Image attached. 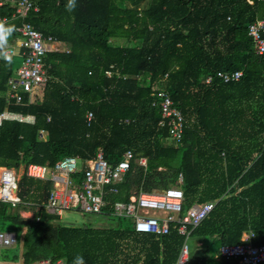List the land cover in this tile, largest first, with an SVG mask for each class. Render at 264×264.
Listing matches in <instances>:
<instances>
[{
    "label": "trees",
    "instance_id": "trees-1",
    "mask_svg": "<svg viewBox=\"0 0 264 264\" xmlns=\"http://www.w3.org/2000/svg\"><path fill=\"white\" fill-rule=\"evenodd\" d=\"M29 22L69 52L52 53L46 63L52 80L41 102L8 105L12 63L0 60V113L35 117L34 125L0 127V169L20 177L13 207L0 202V224H10L18 245L1 261L38 264H176L185 238L139 234L127 222L113 228L55 224L58 217L21 211L46 203L51 183L30 179V165L55 167L65 157L93 159L99 149L117 165L127 151L135 162L109 196L128 202L140 192L165 191L183 176L184 212L216 202L211 215L191 229L189 264H209L213 249L264 244V55H257L249 26L264 16L262 0H34ZM13 10L0 8V17ZM21 22L0 31L11 42ZM242 72L225 84L218 72ZM107 72H111L109 77ZM167 76L166 80H163ZM213 76L210 84L206 79ZM165 90L185 118L184 138L175 146L160 128L157 93ZM88 113L94 114L91 124ZM45 132V139L40 133ZM147 160V167L138 161ZM39 217V221L37 220ZM109 220H112L108 218ZM126 221V220H125ZM238 260L221 258V264Z\"/></svg>",
    "mask_w": 264,
    "mask_h": 264
},
{
    "label": "built area",
    "instance_id": "built-area-1",
    "mask_svg": "<svg viewBox=\"0 0 264 264\" xmlns=\"http://www.w3.org/2000/svg\"><path fill=\"white\" fill-rule=\"evenodd\" d=\"M264 2V0H262ZM9 7L13 10L10 17H0V31L9 23L21 22L16 27L11 42L5 43L0 35V60L9 61L21 57L23 63L16 73L8 80V91L5 98L10 106L24 104V95L30 103L41 102L45 89L52 80L46 59L52 53H68V48L54 37H46L36 30L29 18L32 13H38L39 7L34 0H0V8ZM249 36L253 41V48L257 55H264V16L249 26ZM109 77L111 72H107ZM242 72H218L225 84L239 82ZM213 76L206 79V83L213 81ZM167 76L163 79L166 80ZM157 105L161 109L162 120L160 128L168 127L169 141L178 146L182 143L185 131V118L175 106L170 94L165 90L157 93ZM94 119L93 113H88L89 124ZM5 122H18L34 125L33 116H24L8 109L0 113V127ZM45 139V132L40 133ZM135 154L127 151L117 165L110 164L105 159L102 149H99L93 159L82 161L77 157H65L55 167L30 165L24 169V174L44 183H51L52 189L48 194L46 203L31 205L36 217L40 208L53 217L61 218L66 212H79L83 215L103 216L114 221L126 220L131 228L139 234L169 235L172 229L178 231L185 238L180 257L176 264H189L191 229L199 227L214 211L216 202L196 204L184 212L185 194L182 189L183 176L179 177L177 184L165 191L153 193L140 192L130 197V201H117L111 203L109 196L118 195V188L124 182L126 175L135 162ZM140 166L147 167V160L138 161ZM12 179L9 181L8 178ZM20 177L15 170L0 169V202L11 204L13 207L21 204L18 197ZM12 187L9 189L8 184ZM39 217L37 220L39 221ZM117 223V222H116ZM253 233L245 235L243 243L238 245H225L219 248L220 258L238 260L236 264H264V244L255 246L252 240ZM15 233L3 231L0 224V259L2 252L13 249L18 245ZM0 264H25L22 257L16 262H3ZM38 264H52L50 260ZM56 264H65L59 260Z\"/></svg>",
    "mask_w": 264,
    "mask_h": 264
},
{
    "label": "rangeland",
    "instance_id": "rangeland-1",
    "mask_svg": "<svg viewBox=\"0 0 264 264\" xmlns=\"http://www.w3.org/2000/svg\"><path fill=\"white\" fill-rule=\"evenodd\" d=\"M23 63V59L21 57H15L14 60H12V71L13 75L16 73V71L21 67ZM34 212H27V211H21L22 217L28 218L33 216ZM124 224H127V221L122 220ZM57 224H62L64 226L68 227H80L83 225H89L93 229H105V228H113L114 227V221L106 219L103 216H97V215H83L79 212H66L61 219L54 222ZM3 231L13 233L14 229L10 226V224L3 225ZM213 251H217V249H213ZM1 261V259H0Z\"/></svg>",
    "mask_w": 264,
    "mask_h": 264
},
{
    "label": "crops",
    "instance_id": "crops-1",
    "mask_svg": "<svg viewBox=\"0 0 264 264\" xmlns=\"http://www.w3.org/2000/svg\"><path fill=\"white\" fill-rule=\"evenodd\" d=\"M31 217H32V215H31ZM31 217H29V218H31ZM209 264H221V258L219 256L218 252L216 253V252L212 251L209 254Z\"/></svg>",
    "mask_w": 264,
    "mask_h": 264
},
{
    "label": "clouds",
    "instance_id": "clouds-1",
    "mask_svg": "<svg viewBox=\"0 0 264 264\" xmlns=\"http://www.w3.org/2000/svg\"><path fill=\"white\" fill-rule=\"evenodd\" d=\"M64 45V44H63ZM7 91H8V89H7ZM7 93V92H6ZM5 93V94H6ZM5 96V95H4ZM25 116V115H24ZM27 116H30V115H27ZM23 124V123H22ZM30 125V124H29ZM19 175V174H18ZM12 178L11 177H9L8 178V180L10 181ZM7 187L10 189L11 187H12V185L9 183L8 185H7ZM174 187V186H173ZM172 188V187H171ZM32 211V210H31ZM31 211H29V212H31ZM25 218V217H24ZM32 218V217H31ZM59 218V217H58ZM30 219V218H29ZM59 219H61V218H59ZM116 225H118L117 223H116ZM74 264H86V262H85V259H84V257L83 256H77L76 258H75V261H74Z\"/></svg>",
    "mask_w": 264,
    "mask_h": 264
},
{
    "label": "water",
    "instance_id": "water-1",
    "mask_svg": "<svg viewBox=\"0 0 264 264\" xmlns=\"http://www.w3.org/2000/svg\"><path fill=\"white\" fill-rule=\"evenodd\" d=\"M118 226V225H117Z\"/></svg>",
    "mask_w": 264,
    "mask_h": 264
}]
</instances>
